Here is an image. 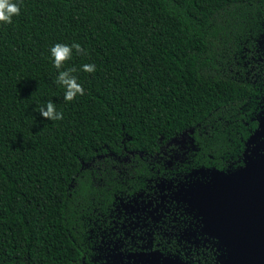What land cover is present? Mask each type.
Returning <instances> with one entry per match:
<instances>
[{"label": "trees", "instance_id": "obj_1", "mask_svg": "<svg viewBox=\"0 0 264 264\" xmlns=\"http://www.w3.org/2000/svg\"><path fill=\"white\" fill-rule=\"evenodd\" d=\"M20 3L0 25V264H156L211 209L214 173L262 168L264 0ZM74 42L87 54L56 69L49 49ZM190 131L196 165L148 162Z\"/></svg>", "mask_w": 264, "mask_h": 264}, {"label": "flooded vegetation", "instance_id": "obj_2", "mask_svg": "<svg viewBox=\"0 0 264 264\" xmlns=\"http://www.w3.org/2000/svg\"><path fill=\"white\" fill-rule=\"evenodd\" d=\"M253 159L264 162V149ZM235 172H216L215 180L221 186L234 183L227 180H233ZM261 180L264 184V174ZM232 192L212 188L206 201L216 207L214 216L207 211L194 223L193 236L171 241L156 252V264H264V187L246 188L240 197Z\"/></svg>", "mask_w": 264, "mask_h": 264}, {"label": "clouds", "instance_id": "obj_3", "mask_svg": "<svg viewBox=\"0 0 264 264\" xmlns=\"http://www.w3.org/2000/svg\"><path fill=\"white\" fill-rule=\"evenodd\" d=\"M21 9L20 0H0V25L11 24L13 17L19 16ZM73 50L77 54L84 53L86 51L81 47L79 43L62 44L56 43L50 49V57L53 66L56 69H61L66 61L71 60ZM81 70L86 73H94L96 71L95 64H83ZM76 71L75 68H67L63 71H59L55 83L63 87L64 100L71 102L77 96L84 95V88L78 82L77 77L73 75ZM40 116L47 120L59 121L63 119V113L56 110L55 105L52 102H47L40 107Z\"/></svg>", "mask_w": 264, "mask_h": 264}, {"label": "rangeland", "instance_id": "obj_4", "mask_svg": "<svg viewBox=\"0 0 264 264\" xmlns=\"http://www.w3.org/2000/svg\"><path fill=\"white\" fill-rule=\"evenodd\" d=\"M192 132L184 133L176 137L169 146L168 152L159 159H151L148 162L158 163L169 170H177L182 167H192L196 165L198 157V147L192 138ZM115 162L117 168H122L132 160L131 156L122 155L111 158Z\"/></svg>", "mask_w": 264, "mask_h": 264}, {"label": "water", "instance_id": "obj_5", "mask_svg": "<svg viewBox=\"0 0 264 264\" xmlns=\"http://www.w3.org/2000/svg\"><path fill=\"white\" fill-rule=\"evenodd\" d=\"M257 161L258 163H261L262 164V168H260L259 171H256V172H253V171H246V170H239V171H236L235 173V177L233 180H227V182H234V183H228V184H225L224 186H221V184L219 182H217V180H215L213 183H211V188H228V189H232L233 190V194L240 197L243 193V190L246 189V188H256V189H261V187L263 188L264 187V184H263V180H261V177H262V174H264V162H260L259 160H255ZM246 173H250V175L248 177H244L246 175ZM226 181V180H224ZM210 194H211V190H210ZM256 197V196H255ZM208 206L211 207V209L209 210V212H212V210L214 208H216L213 204L212 205H209L208 203ZM242 207V205L240 206ZM214 216V214H213Z\"/></svg>", "mask_w": 264, "mask_h": 264}]
</instances>
